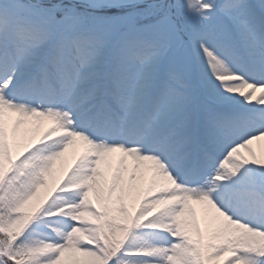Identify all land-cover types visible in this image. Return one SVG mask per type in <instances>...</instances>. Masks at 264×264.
<instances>
[{"label": "snow or ice", "instance_id": "obj_1", "mask_svg": "<svg viewBox=\"0 0 264 264\" xmlns=\"http://www.w3.org/2000/svg\"><path fill=\"white\" fill-rule=\"evenodd\" d=\"M0 264H264V0H0Z\"/></svg>", "mask_w": 264, "mask_h": 264}]
</instances>
